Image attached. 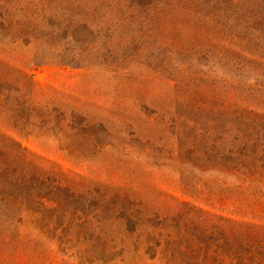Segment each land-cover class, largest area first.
Listing matches in <instances>:
<instances>
[{"label": "rangeland", "instance_id": "rangeland-1", "mask_svg": "<svg viewBox=\"0 0 264 264\" xmlns=\"http://www.w3.org/2000/svg\"><path fill=\"white\" fill-rule=\"evenodd\" d=\"M0 10H114L119 22L98 31L79 66L41 65L31 46L0 43V75L99 125L98 147L76 129L67 155L51 139L13 135L0 109V151H16L7 134L38 166L67 174L66 218L79 209L85 221L70 226L75 248L10 245L0 264H166L158 255L190 220L185 207L264 225V184L241 186L206 159L238 131L264 140V0H0ZM114 195L126 201L102 199Z\"/></svg>", "mask_w": 264, "mask_h": 264}, {"label": "trees", "instance_id": "trees-1", "mask_svg": "<svg viewBox=\"0 0 264 264\" xmlns=\"http://www.w3.org/2000/svg\"><path fill=\"white\" fill-rule=\"evenodd\" d=\"M113 11L0 10V43L31 46L35 61L41 65L79 66L98 31L107 33L119 23L112 20ZM258 77L263 79L259 86L264 87V76ZM0 109L6 113L9 131L23 140L51 139L60 152L71 155L68 134L78 130L77 136L88 146L98 147V124L77 112L69 120L64 111L52 106L43 89L30 81L24 85L0 75ZM236 135L233 146L223 154L214 153L217 144L213 143L212 153L206 157L208 163L221 168L224 176L235 178L241 186L264 184V140L257 135L239 137V131ZM221 137L230 136L224 132ZM3 138L16 151H0V248L11 245L19 250L40 239L57 249L75 248L81 238L69 233L70 226L73 223L80 230L85 221L81 223L79 209L66 218L69 212L60 194L68 193L74 181L63 171L38 166L34 163L40 160L38 154L22 148L7 134ZM102 199L126 201L125 196L117 195ZM185 208L190 220L182 222L173 236L165 237L166 249L158 255L166 264H264V225L197 207ZM122 211L120 220L128 215L125 209ZM231 215L241 217V212Z\"/></svg>", "mask_w": 264, "mask_h": 264}]
</instances>
